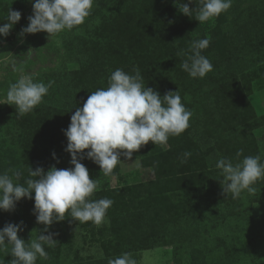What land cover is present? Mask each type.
<instances>
[{"label":"trees","instance_id":"trees-1","mask_svg":"<svg viewBox=\"0 0 264 264\" xmlns=\"http://www.w3.org/2000/svg\"><path fill=\"white\" fill-rule=\"evenodd\" d=\"M239 1L232 0L231 8ZM9 6L0 1V17ZM201 6V0H191L193 15L189 17L179 11L174 0H94L85 22L62 32L69 57L79 67L70 69L64 63L42 73L35 82L53 83L34 112L21 116L7 104L0 105V121L10 122V138L26 171L22 175L32 179L38 177L29 176L30 168L46 172L53 166L74 167L71 154L65 151L68 140L63 130L93 91L109 87V77L116 69L135 75L133 69L138 67L143 85L161 97L179 90L183 105L192 113L189 127L179 136H170L167 148L152 144L142 155V164L153 169V179L97 188L91 200L113 201L105 216L109 225L99 229L104 255L74 264H108L123 253L186 241L207 225L219 208L230 209L238 202L239 198L224 193L216 164L221 158L236 164L250 155L249 140L264 126V114L256 113L248 95L252 93L251 80L254 76L262 79L264 68L257 74L262 64L258 65L251 77L229 76L216 93L205 96L202 88L209 76L192 78L180 66L203 29V23L195 19ZM252 37L246 47L259 52L264 48V23ZM179 52L185 55L178 56ZM261 142L264 151V134ZM240 149L243 154L237 157ZM185 152L191 156L181 163ZM81 163L98 183L100 166L86 156ZM258 185L262 187L264 181L258 180L253 187ZM74 221L66 217L52 225ZM51 233L54 236L57 231Z\"/></svg>","mask_w":264,"mask_h":264},{"label":"clouds","instance_id":"clouds-1","mask_svg":"<svg viewBox=\"0 0 264 264\" xmlns=\"http://www.w3.org/2000/svg\"><path fill=\"white\" fill-rule=\"evenodd\" d=\"M190 2L174 0L180 12L192 17ZM93 4L94 0H35L34 14L28 17L30 23L22 29L21 35L46 31L53 37L64 30L70 31L85 22ZM201 4L195 17L199 24L227 12L232 0H201ZM6 19L8 23L0 26V35L4 37L21 19V12L11 8ZM208 46V38L191 43V54L180 65L190 77L204 78L213 70L209 59L201 54ZM27 53L31 56L35 52L29 49ZM133 71L135 75L116 69L109 77V87L93 91L71 116L69 127L63 131L68 140L65 151L71 154L70 163L74 167L58 169L53 166L46 172L43 168H30L29 176L38 179L28 178L23 183L20 182L19 171L11 177L7 173L0 174V210H14L16 203L27 197L34 198L33 212L37 222L45 225V231L66 217L80 223L91 221L97 226L104 222L113 201L108 198L90 199L97 190V182L90 177L81 160L86 156L100 166L103 175H110L122 155L130 161L133 153L149 141L163 145L170 136H179L189 127L192 115L183 105L179 90L161 97L153 88L143 85L144 77L138 67ZM52 83H37L31 75H22L10 85L6 96L0 95V104L14 105L16 112L23 116L42 102ZM242 154L243 149H240L236 155ZM190 156V152H185L181 163H186ZM216 168L221 170L224 193H231L233 199L239 198L245 190L255 193L253 185L264 179V163H261L259 155L246 156L236 164L231 159L221 158ZM22 225V221L20 224L8 223L0 229V249L11 245L9 253L14 257L11 264H36L38 257L47 260L48 253L43 245L55 246L53 234H39L26 244L18 235ZM108 264H136V261L130 253H123L109 259Z\"/></svg>","mask_w":264,"mask_h":264},{"label":"rangeland","instance_id":"rangeland-1","mask_svg":"<svg viewBox=\"0 0 264 264\" xmlns=\"http://www.w3.org/2000/svg\"><path fill=\"white\" fill-rule=\"evenodd\" d=\"M0 1L10 4L0 17V26L8 23L6 17L11 8L21 12V19L10 30V34L7 37L0 35V95L6 96L10 85L22 75H31L35 82L42 73L54 70L64 63L70 69L79 67L69 57L62 40L63 31L53 37L46 31L21 35L22 29L30 23L28 17L34 14L35 0ZM263 23L264 0H240L219 17L203 23V29L196 40L209 39V46L201 54L213 65V70L207 74L208 84L202 88L205 96L216 93V88L222 82L223 85L229 76L251 77L258 65L262 64L255 73L258 74V70L264 68V48L258 52L246 47L247 40L253 38V31ZM29 49L35 52L31 56L27 53ZM251 84L252 93L248 98L256 113L264 114V76L262 79L254 76ZM7 105L12 112L17 111L14 105ZM9 123L7 119L0 121V174L7 173L11 177L14 172L19 171L20 182L23 183L28 178L22 175L26 171L19 159L18 149L11 141ZM254 134V138L249 140V156L259 155L261 163H264L261 142L264 126L256 129ZM152 144L154 143L149 141L139 151L134 152L130 161L122 155L110 175H103L99 168L100 180L97 188L153 179V169L143 165L141 160ZM161 146L167 148L168 144ZM259 185L255 187V193H242L238 202L230 209L219 208L211 221L194 232L188 240L149 249L153 263L144 259V256L150 254L146 251L133 253L131 257L136 264H264V240L260 241L262 236L264 238V185ZM34 195L33 192V197ZM34 204V198L24 197L16 203L14 210H0V229L8 223L20 224L22 221V231L18 235L26 244H30L39 234L47 235L52 230L57 231L53 236L56 240L55 246L43 245L48 259L38 257L36 264H74L89 258L103 257L99 229L108 227L107 218L99 226L75 220L51 225L45 231V225L37 222L33 212ZM10 248L11 245H7L0 249V264H11L14 257L9 253Z\"/></svg>","mask_w":264,"mask_h":264},{"label":"crops","instance_id":"crops-1","mask_svg":"<svg viewBox=\"0 0 264 264\" xmlns=\"http://www.w3.org/2000/svg\"><path fill=\"white\" fill-rule=\"evenodd\" d=\"M146 251V253H150V254H147V256H144V259L146 258L147 259V261H149L150 263H153V259H151V256H152V253L151 252H149V249H147V250H144V252Z\"/></svg>","mask_w":264,"mask_h":264}]
</instances>
